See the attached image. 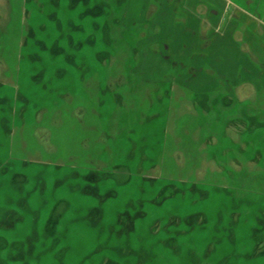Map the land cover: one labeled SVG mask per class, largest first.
<instances>
[{"label":"rangeland","instance_id":"obj_1","mask_svg":"<svg viewBox=\"0 0 264 264\" xmlns=\"http://www.w3.org/2000/svg\"><path fill=\"white\" fill-rule=\"evenodd\" d=\"M0 264H264V0H0Z\"/></svg>","mask_w":264,"mask_h":264},{"label":"crops","instance_id":"obj_2","mask_svg":"<svg viewBox=\"0 0 264 264\" xmlns=\"http://www.w3.org/2000/svg\"><path fill=\"white\" fill-rule=\"evenodd\" d=\"M179 91H181V90H179ZM182 93H183V91H181ZM256 94H258V92H255ZM230 96L232 97V96H234V97H236V91H231L230 90Z\"/></svg>","mask_w":264,"mask_h":264},{"label":"trees","instance_id":"obj_3","mask_svg":"<svg viewBox=\"0 0 264 264\" xmlns=\"http://www.w3.org/2000/svg\"><path fill=\"white\" fill-rule=\"evenodd\" d=\"M244 64H245V63H244ZM245 66H246V64H245ZM240 74H243V73L240 72Z\"/></svg>","mask_w":264,"mask_h":264}]
</instances>
